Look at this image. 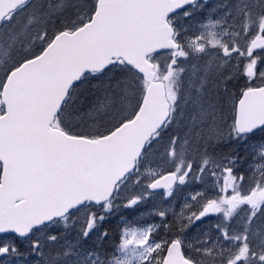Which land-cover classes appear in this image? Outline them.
<instances>
[{
  "label": "snow or ice",
  "instance_id": "6c2138e0",
  "mask_svg": "<svg viewBox=\"0 0 264 264\" xmlns=\"http://www.w3.org/2000/svg\"><path fill=\"white\" fill-rule=\"evenodd\" d=\"M0 264H264V0H0Z\"/></svg>",
  "mask_w": 264,
  "mask_h": 264
}]
</instances>
